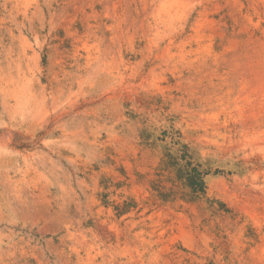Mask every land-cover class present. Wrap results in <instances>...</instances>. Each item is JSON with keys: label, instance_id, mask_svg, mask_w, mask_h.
Listing matches in <instances>:
<instances>
[{"label": "rangeland", "instance_id": "rangeland-1", "mask_svg": "<svg viewBox=\"0 0 264 264\" xmlns=\"http://www.w3.org/2000/svg\"><path fill=\"white\" fill-rule=\"evenodd\" d=\"M167 1L0 0V264H264V0Z\"/></svg>", "mask_w": 264, "mask_h": 264}, {"label": "bare ground", "instance_id": "bare-ground-1", "mask_svg": "<svg viewBox=\"0 0 264 264\" xmlns=\"http://www.w3.org/2000/svg\"><path fill=\"white\" fill-rule=\"evenodd\" d=\"M165 1V0H164ZM169 1V0H168ZM167 1V2H168ZM171 2V1H170ZM174 2V1H173ZM181 3V2H180ZM168 4H169V2H168ZM174 4V3H173ZM184 6V5H183ZM160 7V6H159ZM170 7H172V5L170 6ZM180 7V6H179ZM164 8V7H163ZM175 8V7H174ZM171 9V8H170ZM173 9V8H172ZM177 9H178V4H177ZM161 12H163V11H161ZM164 13V12H163ZM173 13V12H172ZM176 14V13H175ZM166 15H167V13H166ZM264 77V76H263ZM259 79V78H258ZM263 79V78H262ZM262 82V81H261Z\"/></svg>", "mask_w": 264, "mask_h": 264}]
</instances>
